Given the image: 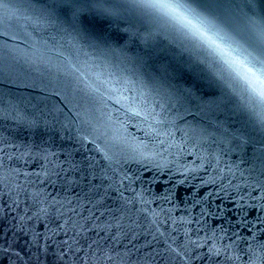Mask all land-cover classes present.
<instances>
[{
  "label": "water",
  "instance_id": "95a60500",
  "mask_svg": "<svg viewBox=\"0 0 264 264\" xmlns=\"http://www.w3.org/2000/svg\"><path fill=\"white\" fill-rule=\"evenodd\" d=\"M148 2L0 0V264H264V101Z\"/></svg>",
  "mask_w": 264,
  "mask_h": 264
},
{
  "label": "snow or ice",
  "instance_id": "6c2138e0",
  "mask_svg": "<svg viewBox=\"0 0 264 264\" xmlns=\"http://www.w3.org/2000/svg\"><path fill=\"white\" fill-rule=\"evenodd\" d=\"M141 6L152 8L168 17L179 31L205 47L210 55L218 56L224 65L233 70L264 101V88L258 87L264 84V80H261L264 76V48L258 51L243 48L215 14L217 0H149ZM106 11L115 15L110 9ZM194 87L192 85L180 90L177 102L196 99ZM260 159L264 165V152Z\"/></svg>",
  "mask_w": 264,
  "mask_h": 264
}]
</instances>
